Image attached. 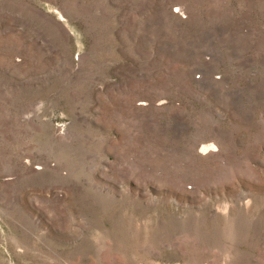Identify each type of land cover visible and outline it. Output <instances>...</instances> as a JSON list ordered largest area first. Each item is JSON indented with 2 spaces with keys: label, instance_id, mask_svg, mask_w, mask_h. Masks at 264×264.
<instances>
[{
  "label": "rangeland",
  "instance_id": "374dc122",
  "mask_svg": "<svg viewBox=\"0 0 264 264\" xmlns=\"http://www.w3.org/2000/svg\"><path fill=\"white\" fill-rule=\"evenodd\" d=\"M0 264H264V0H0Z\"/></svg>",
  "mask_w": 264,
  "mask_h": 264
}]
</instances>
